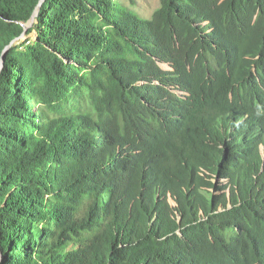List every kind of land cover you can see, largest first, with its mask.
<instances>
[{"label": "trees", "instance_id": "obj_1", "mask_svg": "<svg viewBox=\"0 0 264 264\" xmlns=\"http://www.w3.org/2000/svg\"><path fill=\"white\" fill-rule=\"evenodd\" d=\"M38 2L0 0V58ZM36 20L0 69V264H264V0Z\"/></svg>", "mask_w": 264, "mask_h": 264}, {"label": "rangeland", "instance_id": "obj_2", "mask_svg": "<svg viewBox=\"0 0 264 264\" xmlns=\"http://www.w3.org/2000/svg\"><path fill=\"white\" fill-rule=\"evenodd\" d=\"M120 1L122 2V4L125 5L126 8H128L134 14H137L141 18L149 17L151 15V13L159 5V0H120ZM31 27H32V30L29 32V34H26V32H25L22 39L31 38L35 35V30H34L33 26H31ZM164 66L167 67V65H165V64H164Z\"/></svg>", "mask_w": 264, "mask_h": 264}, {"label": "water", "instance_id": "obj_3", "mask_svg": "<svg viewBox=\"0 0 264 264\" xmlns=\"http://www.w3.org/2000/svg\"><path fill=\"white\" fill-rule=\"evenodd\" d=\"M42 2H43V0H39L38 4L36 5L34 11H33L32 14H31L30 19H29L27 22H24V23L21 24L22 27H23V32H22V34L18 37L19 39L22 40V38H23V36H24L26 30H27L29 27L34 26V25L37 23L36 16H37V14H38V11H39V8H40V5H41ZM18 38L13 39V40H12V41H11V42H10L5 48H4V50H3V52H2V55H1V58H0V69H1V67L3 66V56H4V53L7 51V49H8L11 45H13L14 43H16V42L18 41Z\"/></svg>", "mask_w": 264, "mask_h": 264}]
</instances>
